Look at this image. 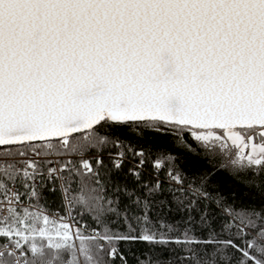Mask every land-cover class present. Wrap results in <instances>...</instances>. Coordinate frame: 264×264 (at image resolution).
<instances>
[{"label": "snow or ice", "instance_id": "snow-or-ice-1", "mask_svg": "<svg viewBox=\"0 0 264 264\" xmlns=\"http://www.w3.org/2000/svg\"><path fill=\"white\" fill-rule=\"evenodd\" d=\"M0 264H264V0H0Z\"/></svg>", "mask_w": 264, "mask_h": 264}, {"label": "trees", "instance_id": "trees-1", "mask_svg": "<svg viewBox=\"0 0 264 264\" xmlns=\"http://www.w3.org/2000/svg\"><path fill=\"white\" fill-rule=\"evenodd\" d=\"M150 144V146L154 148H171V146L168 144L166 139H160V140H150L147 142ZM196 165L195 168H193V171H199L200 162L196 161L195 158H187L186 160V166H192ZM127 167V166H126ZM117 179H120L121 181H124V176L121 174H117ZM243 179H246L244 176H238L234 177L229 175L227 172L219 173L217 177L214 178L215 183L213 184V187H219L221 191L225 193H229L232 196H235V202L239 205H248V206H259L262 203L260 194L248 187L245 186L244 183L241 181ZM127 183L132 184V178L128 177ZM47 201L46 204L51 210H56L59 207L60 199L59 194H50L46 193ZM162 216H166L169 220L175 217V214L169 215L167 214V210L165 209L163 212L160 213ZM155 218V214H154ZM137 250L141 248H146L147 245H136L135 246Z\"/></svg>", "mask_w": 264, "mask_h": 264}]
</instances>
